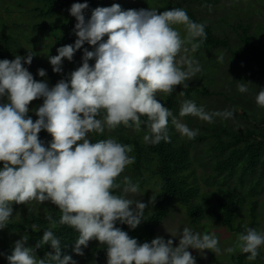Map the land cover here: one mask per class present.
Masks as SVG:
<instances>
[{"label": "clouds", "instance_id": "obj_1", "mask_svg": "<svg viewBox=\"0 0 264 264\" xmlns=\"http://www.w3.org/2000/svg\"><path fill=\"white\" fill-rule=\"evenodd\" d=\"M87 2L73 3L69 9L75 17L74 44L56 49L48 56L55 73L62 72L64 58L72 61L75 52L87 43L93 50L83 49L81 64L68 79H60L49 87L37 81L24 64H31L33 52L14 59H0V229L10 223L12 204L26 205L31 201H50L61 212L59 221L51 215L45 218L50 227L43 231L36 248L48 244L54 250L46 259H37L32 247L26 246L28 235L14 242L8 264H76L72 257L61 258L60 238L53 229L60 225L74 228L78 233L73 251L83 255L82 247L95 239L106 245L107 264H195L189 248L203 255L207 249L219 253L215 234H201L184 228L174 246L172 239L156 236L151 242L137 239L115 224L119 221L135 229L144 220L146 205L128 194L140 195L139 183L125 176L118 177L135 161L129 153L130 144L115 138L92 142L89 133L114 130L118 125L141 130L147 124V144L170 142L169 118L175 129L188 139H194L198 129L182 123L173 112L157 100V93L171 94L175 86L188 87L187 81L202 71L199 61L187 55L177 56L185 45L196 38L206 39L205 25L190 19L183 7L158 12L156 8L123 10L117 3L92 9L89 18L84 12ZM183 25L187 36L182 39L174 27ZM107 39H103L104 37ZM200 43H191L193 52ZM222 61L223 57H219ZM94 60L93 64L89 61ZM41 77L46 70H37ZM246 93L247 83L237 85ZM181 95L183 92L181 91ZM43 98L35 109L37 119L28 115L29 104ZM258 106L264 107V88L256 95ZM104 115L99 119L101 112ZM193 116L213 123L214 118H233V110L206 111L194 100H184L179 116ZM147 117V121L141 119ZM46 130L52 137L47 147L38 133ZM121 189L122 194H115ZM151 197L149 203H154ZM134 205V207H133ZM38 226L32 225V230ZM264 245V232L245 228L237 239L242 253L254 260ZM235 247L227 249L235 252Z\"/></svg>", "mask_w": 264, "mask_h": 264}, {"label": "rangeland", "instance_id": "obj_2", "mask_svg": "<svg viewBox=\"0 0 264 264\" xmlns=\"http://www.w3.org/2000/svg\"><path fill=\"white\" fill-rule=\"evenodd\" d=\"M136 1L138 5L133 9L149 7L156 8L158 12L164 11L159 7L166 2V0ZM187 3L188 2L185 0L179 1L181 6L187 7L196 17L202 18L208 23L214 35L218 38H225L233 47H237L241 44L239 35L242 33L241 29L237 27L238 24H249L250 28L248 32L255 36L257 40L263 39L262 32L257 31V26L263 25L262 28L264 29V0H216L206 5ZM20 4L22 5L21 1ZM27 5L29 4L26 3L23 7L25 8ZM10 7H12L11 13L13 16L11 18L9 15H5L6 12L4 10ZM25 10L24 12L22 6L19 7L16 3L13 4V0H0V27L7 29L9 28L5 25V23L8 24L7 21L10 23L16 21L17 25L13 29L16 38L24 43L25 39L22 38V32L33 36L29 45L26 46L27 48L33 46L40 54H46V50L57 54L56 48H54L55 36L49 31L40 33L31 32L33 23L35 22L34 24H38L40 19L36 20L35 17L32 16L29 7H26ZM57 16L58 15L49 17L50 19L47 18L44 21L46 23H50L52 20L56 21ZM1 20L5 23L1 22ZM174 27L180 31L182 39L187 36L186 29L183 25H175ZM34 41L40 43L37 45ZM45 42H48V48L39 46ZM191 43L196 42L192 41ZM191 43L185 45L187 52L182 48L180 54L177 56V61H179L181 56L185 55L195 58L199 61L202 71L197 73L196 77L186 82L188 84L187 88L181 85H177L174 88L176 99V104L173 106L174 116L182 123H186L191 129L199 130V134L194 139H188L175 129L174 138H176V141L185 144L189 149L190 166L183 174L188 178L191 185L196 183L199 202H201L203 196L216 197V195H220L225 197L229 194L238 196L241 199V209L235 221L248 224L252 219L251 207L252 203L255 201V229L264 232V178H260L259 170L252 175H244L241 165L237 166L231 174H229L226 169L222 171L216 169L218 152L214 150L213 146L216 141L212 135L215 125H222L232 130L239 127L245 129L253 127V124L257 121L255 118L258 119V117L264 114V107L258 106L255 99L259 89L264 88V77L254 76L255 69L248 62H233L231 54L222 46L200 47L197 51L193 52ZM221 56L223 57L222 61L219 59ZM75 57H78L77 53L74 54L73 58ZM69 62L73 63L74 61H68L64 58L62 72L56 73V77L60 76L61 79H68L69 74L73 71L68 65L70 64ZM23 66L26 67V64ZM44 79L45 77H41L37 79V81H43ZM240 83H247L248 91L246 93L238 91L237 85ZM188 88L191 89V100H194L198 106H203L205 110L209 112L224 111L225 109L233 110V118L225 120L216 117L213 123H208L190 115L180 117V107L184 100H188L185 96L186 89ZM181 91L183 95H181ZM156 95L157 100L167 107L168 94L158 92ZM2 99L5 101L6 98ZM35 103L36 100L29 104L30 111L28 115L31 116L33 121ZM244 106L249 108H247L246 116H237L236 114H238ZM103 115L104 113L102 111L101 115L97 118L102 119ZM105 129L106 133L113 132V130L109 131L107 128ZM129 131H124L125 135L123 136L128 137L130 134L137 132L134 128H130ZM137 133L139 135L140 131ZM46 139L51 142L52 137L49 133ZM226 139H229V137ZM225 154H228V151H226ZM148 174V172H144L143 177L141 176L136 180L132 172V166L128 165L124 172L121 173L120 177L117 178L118 182H122L123 178L128 176L131 177L133 182L139 183L140 192L142 194H128V198L137 199L148 205L145 209L144 217L150 214L155 206V201L152 204L149 203L150 198L152 196L156 197L159 193L158 177L154 175L151 176V174L147 177ZM258 179L260 182L257 184ZM118 190L122 194V190ZM51 205L54 204L50 201H45L41 204L36 201H31L26 205L13 202L12 207L14 213L10 222L23 220L24 218H22V216L29 210L44 214ZM186 227L190 228L193 232L201 234H215L219 241L218 246L221 249L219 253H214L205 249L203 250V255H201L196 249L189 248L188 251L195 257V264H234L233 257L240 252V249L236 247L240 233L218 225L207 217L197 222H191L186 214L185 207L180 204L176 198H172L169 201L166 216L156 224L153 239L156 236H161L165 240L172 239L175 246L179 242V236L174 237L171 233L178 235ZM20 238L21 235L19 233L10 229L8 230L7 227L0 229V262L8 264L7 256L12 253V251L8 249V246L14 244V242ZM97 243L99 242L93 239L89 241L87 247L81 246L83 255H77L74 252L76 264H107V260L97 263L87 260V254L91 245ZM230 247H235V252L229 253L227 249ZM258 251L260 255L256 258V261L264 263V245H262Z\"/></svg>", "mask_w": 264, "mask_h": 264}, {"label": "trees", "instance_id": "obj_3", "mask_svg": "<svg viewBox=\"0 0 264 264\" xmlns=\"http://www.w3.org/2000/svg\"><path fill=\"white\" fill-rule=\"evenodd\" d=\"M22 2V5L20 4ZM13 0V4L22 6L24 11L26 7H29V11L35 19H40L38 24L31 26V32L40 33L43 31H49L55 36L54 48H59L66 44H74L77 38L73 32L74 25L76 23L75 17H73L69 9L73 3H84L87 2L89 7L85 10V18H89L92 9L96 7H109L113 3H117L123 10L133 9L137 4L136 0ZM180 0H166L159 8L167 10L175 7H183L190 19L194 22L203 23L205 25L206 39L196 38L193 41L200 43V47H218L222 46L232 56V61H243L248 62L255 69L254 76L264 77V29L261 25L257 26V31L262 32L263 39L257 40L255 36L248 32L249 24H238L237 27L241 29L239 35L241 44L237 47L231 46L225 38H218L213 34L210 26L202 18H198L193 12L189 11L187 7L179 4ZM188 3L197 4H210L216 0H185ZM26 3L25 8L23 7ZM6 14L10 18L12 16V7L4 9ZM26 11V10H25ZM24 11V12H25ZM9 13V14H8ZM57 16L56 21L52 20L50 23H46L45 19L49 17ZM4 18V17H3ZM9 18V17H8ZM15 18V17H14ZM43 20V21H42ZM1 22H4L1 20ZM5 25L9 28L0 27V59L12 60L16 55L25 56L28 51L33 52V59L31 64H26L29 72L32 73L35 80L40 79L38 75V69H45L46 76L43 81H46L49 87L54 86L61 78L56 77V73L53 72L52 66L49 63L48 56L56 55L52 51L46 50V54H40L33 46L27 48L30 40L33 36L22 32V38L25 42H21L20 39L16 38L13 32L14 27L17 25L16 21L9 22ZM12 26V27H10ZM187 33V32H186ZM103 39H107L105 36ZM38 45L40 42L34 41ZM48 42L42 43L39 46L48 48ZM51 45V44H50ZM51 47V46H50ZM87 48L89 51L93 50V46L85 43L81 49H78V57L73 58V63L68 64L71 70H75L81 64V58L83 56V49ZM51 49V48H50ZM90 64L94 63V60L89 61ZM69 68V69H70ZM67 74V73H65ZM191 89H186L187 99L190 97ZM167 108H169L173 115V106L176 104L175 91L168 94ZM4 102V99L0 98V103ZM43 103V98L36 99L35 107L33 109L34 121L37 119L35 115V109ZM247 106L241 108V111L236 114L237 116L244 117L247 113ZM249 109V108H248ZM143 121H147L146 116H142ZM257 120L253 127L243 128L239 127L235 130L224 127L222 125H215L213 128L212 135L215 138L216 143L214 144V150L217 154L216 169L222 171L228 170L231 174L233 170L240 166L242 167L243 174H254L259 170L260 178H264V114L260 117L255 118ZM129 127H125L123 124L118 125L113 132L106 133H89L90 140L94 143L101 139L115 138L122 144H130L133 146V151L129 153L130 156L135 157V161L132 166V172L136 180L141 176L143 177L144 172L157 176L159 179V193L155 197V206L153 211L144 217V220L135 228L131 229L127 224H122L119 221L116 222L115 226L126 231L130 237L137 239L139 243L151 242L155 233L156 224L162 220L168 212V204L172 198H176L177 201L185 207L186 214L191 222H197L207 217L212 222L228 228L229 230L236 231L240 234L244 233L245 228L251 227L255 229V207L256 202L252 203L251 207V221L248 224H244L240 221H235L237 215L240 212L241 199L238 196L229 194L228 196L216 195V197L203 196L201 202L198 201V187L196 183L190 184L188 178L183 172L190 166L189 149L185 144L179 143L174 138L175 126L169 118L168 124V135L170 136V142L161 141L158 144H147L144 142L143 137L148 134L147 124L141 125L140 134L137 132L130 134L128 137H124V131H129ZM106 130V129H105ZM130 132V131H129ZM132 133V132H130ZM48 132L41 130L38 133L39 138L44 142V146L47 147L50 143L47 141L46 136ZM229 139H226L228 138ZM228 151V154L225 152ZM2 167V162H0ZM149 174L147 177H149ZM243 175V176H244ZM260 182L258 179L257 184ZM253 189V188H252ZM115 194L121 195V192L117 189ZM51 215L57 222L61 216V212L55 205H51L47 208L44 214H39L34 210H29L22 218L23 220L12 221L8 224L7 229L19 233L21 236L28 235L29 239L26 246L32 247L37 259H46L45 254L47 252L54 251L50 245L45 244L41 247L36 248V243L42 238L43 231L50 227L49 221L45 218ZM38 226L35 230H32L31 226ZM54 233L60 238L61 243V258L63 255H69L72 260L75 261L74 246L75 241L78 238L79 233L72 227L67 225H60L57 223V227L53 229ZM14 244L9 245L8 249L12 251ZM106 245L93 244L87 254V260L89 262H99L107 260ZM249 254L242 253L241 251L233 257L234 264H264L261 261L248 259ZM0 264H4L0 262ZM56 264V262H51Z\"/></svg>", "mask_w": 264, "mask_h": 264}]
</instances>
